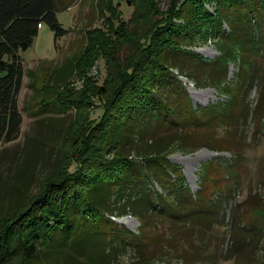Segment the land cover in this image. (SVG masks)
<instances>
[{"label":"trees","instance_id":"trees-1","mask_svg":"<svg viewBox=\"0 0 264 264\" xmlns=\"http://www.w3.org/2000/svg\"><path fill=\"white\" fill-rule=\"evenodd\" d=\"M126 1L136 6V19L144 0ZM97 2L96 10L104 6L100 15L103 10L113 12L111 1ZM58 8L65 10L68 6L57 0H0V143L15 139L21 124L17 109L24 76L20 53L33 44L38 25L48 26L55 42L67 33L57 21ZM121 31L114 37L115 45L100 31H92L93 37L88 34L87 43L94 47L93 52L86 56L82 69L76 63L71 76H63L61 88H69L72 93L88 90L84 103L90 112L84 119V133L71 136L76 150L54 180L33 199L23 198L12 204L0 219V264H117L118 253L127 247L138 248L141 238L118 227L108 216L130 215L140 222L141 229L152 217L170 224L196 222V231L202 223L199 221H204V204L199 203L198 195H191L181 169L168 161L166 148L161 149L167 143H177L184 149L185 138L177 136L138 146L144 171L125 154V145H134L136 139L149 138L152 142L155 133L170 131L172 126L179 132L209 130L229 122L231 115L226 111L234 106H239L240 113L236 122L251 114L244 95L253 73L244 72L248 64L239 65L236 76L241 83L231 92L227 64L239 55L241 60L264 53V0H175L146 35L138 36L130 30L133 39H129L119 35ZM209 37L221 53L214 61L204 60L191 49L197 40ZM141 39L146 42L141 43ZM127 42L137 44L139 56L129 68L121 69L115 55L117 47ZM99 54L105 59L100 86L93 85L88 74ZM69 64L72 66V61ZM173 70L190 78L196 87L208 84L233 97L227 103L194 109L184 90L176 86ZM72 75L83 88L75 89L70 82ZM48 104L40 105L43 109L39 111ZM97 110L99 114L91 119L90 113ZM148 179L163 194L152 193L147 188ZM209 213L214 216L208 223L220 220L216 211ZM89 241L91 248L82 246ZM53 254L58 256H50ZM137 259L136 264H147L143 257Z\"/></svg>","mask_w":264,"mask_h":264},{"label":"rangeland","instance_id":"rangeland-1","mask_svg":"<svg viewBox=\"0 0 264 264\" xmlns=\"http://www.w3.org/2000/svg\"><path fill=\"white\" fill-rule=\"evenodd\" d=\"M109 1L114 14L103 10L100 15L104 6L101 4L96 10L97 0H57L60 5L68 6L65 10L58 8L56 14L67 33L55 42L50 28L42 25L31 47L20 53L24 76L17 95V109L21 124L15 139L0 143V219L7 215L12 204L23 198L31 200L40 193L76 150L71 136L84 133L82 126L90 112L84 103L88 90L72 93L69 88L61 87L63 76H71L76 63L82 69L86 56L93 52L94 47L87 43L88 34L93 37L92 31H100L109 36L112 45L119 30H122L119 35L129 39H133L130 30L144 36L169 12L175 0H142L136 19L134 4L126 0ZM135 45L127 42L117 47L115 57L121 69L129 68L139 56ZM193 45L191 49L206 61H214L221 54L212 37L206 41L199 39ZM239 57L228 61V82L234 92L233 87L241 83L236 76L239 65L248 64L244 72L253 73V81L244 95L251 109L246 119L236 122L240 113L239 106H234L226 111L231 115L229 122L209 130L179 132L172 126L170 131L155 133L152 142L149 138L136 139L134 145H125V154L144 171L136 148L153 145L160 139L185 138L184 149L177 143H167L161 149L166 148L168 161L181 169L185 187L194 198L198 195L205 210L201 219L204 221H199L202 223L197 231L196 222L170 224L152 217L149 225L141 229L140 222L130 215L108 216L118 227L141 238L138 248L127 247L118 253L117 264H136L137 257H143L147 264H264V53L261 57L243 56L241 60ZM66 64L68 67L58 72ZM92 65L88 74L94 81L92 84L100 86L105 77L103 55H97ZM172 74L177 76L176 86L184 90L194 109L227 103L233 97L208 84L196 87L190 78L176 75L175 70ZM70 82L76 90L83 88L73 75ZM46 102L49 104L39 111ZM98 114L99 110L90 113L91 119ZM169 176L174 179L173 175ZM148 181L147 188L152 193L163 194L152 179ZM210 211L220 214V220L208 223L214 216ZM91 242L82 246L91 248L92 245L88 246Z\"/></svg>","mask_w":264,"mask_h":264},{"label":"built area","instance_id":"built-area-1","mask_svg":"<svg viewBox=\"0 0 264 264\" xmlns=\"http://www.w3.org/2000/svg\"><path fill=\"white\" fill-rule=\"evenodd\" d=\"M41 27V25H38V28H40Z\"/></svg>","mask_w":264,"mask_h":264}]
</instances>
